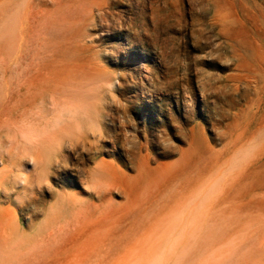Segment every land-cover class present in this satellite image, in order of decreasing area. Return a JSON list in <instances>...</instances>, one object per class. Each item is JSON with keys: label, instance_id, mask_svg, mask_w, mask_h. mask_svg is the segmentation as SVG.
Segmentation results:
<instances>
[{"label": "rangeland", "instance_id": "374dc122", "mask_svg": "<svg viewBox=\"0 0 264 264\" xmlns=\"http://www.w3.org/2000/svg\"><path fill=\"white\" fill-rule=\"evenodd\" d=\"M204 3L197 14L194 0H0V117L120 74L100 151L81 162L65 149L70 165L102 157L118 192L100 199L56 166L50 190L0 192V264H264V187L244 196L264 183V0ZM217 43L232 65L208 58ZM241 152L252 155L232 166Z\"/></svg>", "mask_w": 264, "mask_h": 264}, {"label": "clouds", "instance_id": "9594fccd", "mask_svg": "<svg viewBox=\"0 0 264 264\" xmlns=\"http://www.w3.org/2000/svg\"><path fill=\"white\" fill-rule=\"evenodd\" d=\"M194 4L197 14L210 11L204 0H194ZM229 23L234 25L235 21H225L226 25ZM93 39L88 43L94 45L91 43ZM94 46L99 59L102 50ZM208 58L218 60L225 66L233 63L226 43L213 45ZM118 75L98 73L52 91L37 93L35 99L16 115L0 117V192L7 195L17 186H22L25 194L34 197L36 189L47 187L50 190L49 177L53 174L54 166L74 168L84 188L100 199L109 196L113 190L117 191L112 187L111 170L100 162L102 157L93 155L91 166L70 165L65 149L72 151L81 162L82 153L100 151V142L108 138L102 127L105 105L116 104L113 89L119 82ZM185 97L191 105L190 94H185ZM7 99L6 94L0 93V106L7 103ZM127 125L135 127L133 120ZM89 139L93 140L90 146L87 145ZM140 144L136 134L134 137L124 135L123 146L127 151L135 152ZM251 155L241 152L230 163L234 167L243 166ZM24 162L32 164L31 171L25 170ZM34 211H38V208L34 207Z\"/></svg>", "mask_w": 264, "mask_h": 264}, {"label": "bare ground", "instance_id": "6f19581e", "mask_svg": "<svg viewBox=\"0 0 264 264\" xmlns=\"http://www.w3.org/2000/svg\"><path fill=\"white\" fill-rule=\"evenodd\" d=\"M43 74V73H42ZM47 77V76H46ZM23 85V84H22ZM43 89L45 90V87L43 86ZM18 94V97L17 98H19L20 99V97H21V93H17ZM251 167H253V168H255L254 167V164L251 162V164L247 167V169L249 170ZM253 168L250 170L251 172H253ZM253 174V173H252ZM262 187H264V183H260V184H257L256 182H251V184L248 186V188L246 189V191H245V193H244V196L246 197V196H249L251 193H253L257 188H262ZM235 189V188H234ZM234 189H233V191H234ZM237 190V189H236ZM239 190H241V189H239ZM204 192V191H203ZM206 193V192H205ZM231 195V194H230ZM229 195V196H230ZM204 196V195H203ZM208 197V196H207ZM246 198H248V197H246ZM205 199V198H204ZM252 199H249L248 201H250V202H252L251 201ZM258 200V199H257ZM257 200H255V201H257ZM255 201H254V203L253 204H255ZM205 201H203V203H204ZM248 203V202H247ZM249 205H250V203H248ZM248 205V206H249ZM245 206V205H244ZM251 206V205H250Z\"/></svg>", "mask_w": 264, "mask_h": 264}]
</instances>
